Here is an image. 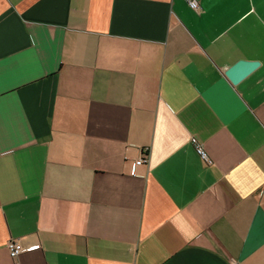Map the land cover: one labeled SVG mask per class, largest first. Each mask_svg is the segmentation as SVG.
I'll return each instance as SVG.
<instances>
[{
    "label": "crops",
    "instance_id": "0c3cea01",
    "mask_svg": "<svg viewBox=\"0 0 264 264\" xmlns=\"http://www.w3.org/2000/svg\"><path fill=\"white\" fill-rule=\"evenodd\" d=\"M195 1L0 0V264H264V0Z\"/></svg>",
    "mask_w": 264,
    "mask_h": 264
},
{
    "label": "built area",
    "instance_id": "2783aa9c",
    "mask_svg": "<svg viewBox=\"0 0 264 264\" xmlns=\"http://www.w3.org/2000/svg\"><path fill=\"white\" fill-rule=\"evenodd\" d=\"M187 2V5L192 9V10H195V11H198L199 10V5L198 3L195 1V0H186ZM191 144L192 146L194 147L195 149V152L196 154L199 156V158L201 160H203L204 162L208 163V164H211V162L209 161L203 147L195 140V139H191ZM143 153L142 154H145L146 153V150H143L142 151ZM145 163V159L144 157L143 158H140L138 159L133 165H132V170H131V174L134 175V168L136 166H139V165H142ZM7 251H8V254L10 256V258L12 259H16L22 252V248L20 245L16 244L15 242L13 241H9L7 243Z\"/></svg>",
    "mask_w": 264,
    "mask_h": 264
},
{
    "label": "water",
    "instance_id": "95a60500",
    "mask_svg": "<svg viewBox=\"0 0 264 264\" xmlns=\"http://www.w3.org/2000/svg\"><path fill=\"white\" fill-rule=\"evenodd\" d=\"M259 66L258 62L238 61L224 72L228 81L236 85Z\"/></svg>",
    "mask_w": 264,
    "mask_h": 264
}]
</instances>
